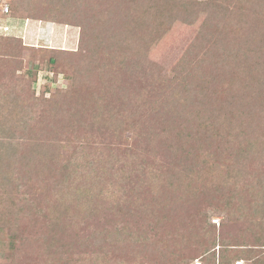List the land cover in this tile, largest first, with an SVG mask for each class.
<instances>
[{"label": "rangeland", "instance_id": "obj_1", "mask_svg": "<svg viewBox=\"0 0 264 264\" xmlns=\"http://www.w3.org/2000/svg\"><path fill=\"white\" fill-rule=\"evenodd\" d=\"M139 1L146 2L0 0V25L11 26L6 38L75 55L70 57L73 73L62 74L42 54L33 59L30 50H23L21 59L29 77L22 79L19 71L15 90L6 96L10 90L3 84L10 79L0 76V143L7 144L0 145V264H195L197 259L209 264L205 258L210 253L201 248L212 225L219 236V226L228 223L225 204L237 207L245 202L264 208V191L247 187L258 178L264 181V127L257 137L248 139L241 135L227 141L208 135V156L193 174L187 173L190 161L184 163L179 152L169 154L165 141L176 124L196 115L193 110L186 114L197 102L193 101L194 107L185 102L184 76L201 74L200 82L192 87L206 91L218 103L228 100L231 85L237 90L241 87L234 69H229L232 63L225 67V58L218 62L214 57L203 69L195 67L199 59L212 55L208 50L215 52L212 44L199 38L200 31L231 0H211L208 9L204 8L210 0H149V30L143 33L144 41L136 43L141 33L132 32V26ZM77 4L85 5L95 20L103 14L106 24L118 18L124 34L118 44L103 41L100 34L79 42L80 29L64 24L74 21ZM6 5L10 8L7 15L3 14ZM111 10L119 17L108 15ZM241 12L229 13L227 22L236 27ZM35 67L39 72L33 82ZM84 104L94 110L90 114L86 110L77 125L68 114ZM160 109L171 118L169 124L162 114L156 116ZM118 124L120 137L114 133ZM138 132L141 137L132 145L125 137ZM152 168L154 175H149ZM122 169L131 178L128 185ZM82 170L86 177L98 175L109 190L119 193L121 212L107 218L94 217L90 209L91 215L88 211L81 212V217L69 215L67 222L73 228L62 230L59 224L49 223L47 204L67 179ZM157 171L161 178L155 177ZM163 178L181 181L184 189L161 191ZM86 180L80 181L84 187L89 183ZM213 219H219L220 225ZM262 228L253 231L263 234ZM200 232H206L205 241ZM109 233L112 237L118 233L121 242L110 245ZM27 237L36 242L29 241V246Z\"/></svg>", "mask_w": 264, "mask_h": 264}, {"label": "trees", "instance_id": "obj_2", "mask_svg": "<svg viewBox=\"0 0 264 264\" xmlns=\"http://www.w3.org/2000/svg\"><path fill=\"white\" fill-rule=\"evenodd\" d=\"M229 3L230 5L228 4L216 10L217 13L212 15L209 24L200 31L199 38L212 44L215 47V52L212 53L208 50L212 55L209 56L208 54L205 59H199L195 67L203 69L207 63H210L212 58L216 57L218 62H221V58H225L224 62H227L225 67L230 66L232 63V67H229V69H234L233 76L241 87L237 90L234 89V84L231 85V89H228L231 91L228 94V100L223 103H218L217 100H210L206 91L202 89L197 91V88L192 87L195 82L200 80L201 74L193 75L189 73L181 80L182 83H185L184 91L185 93L187 92L185 94V100L187 101L185 102H188L193 107L194 103L197 102V107L190 109L189 112L184 107L186 114L192 113L193 110L196 115L191 121L187 116L184 118L185 121L182 124H176L174 126V129H176L175 132L169 138H166L165 141L167 142L169 154L176 155L179 152L184 163L190 161L192 165L187 169L188 174H193L196 168L202 163V158L205 160V155L208 156V153L205 152L208 135L226 139L227 141H231L234 138L237 139L241 135H244L248 139L247 137H252L253 135L257 137L264 127V0H231ZM205 5L206 7L204 9L210 8L212 5L211 0L210 2H206ZM231 5L232 7L230 8ZM84 7L85 5L77 4V8L72 12L74 15L76 14V16H72V20L74 21L69 20L64 23L66 25L73 23L80 29L79 42H85L92 37L96 38L100 34L103 36V41L117 45L118 39L124 35L118 27L119 19H114V23L106 24V17L103 14H100L97 20H95ZM138 9L139 13L135 16L136 19H134L132 26V32L141 33L139 40L134 39L136 43L143 42L145 38L143 33L147 34L149 30V0H146L145 3L139 1ZM12 11L14 15H17V12L13 8ZM240 11L242 12L238 14L239 21H237L236 27L231 26V22H227L226 20L227 15ZM108 15H117L119 17L118 13L112 10L108 11ZM29 18V15L25 17V19ZM26 49L31 51L33 59L38 54H42L48 63H55V66H57L56 70L59 73L62 72L63 74L65 72L72 74L74 71V64H72V58H70L73 54L70 51L28 47L19 38L0 37V76L10 79V83L3 84V88L10 90L4 93L5 96L15 90V80L19 71L22 72V79L29 77L30 73L25 70L24 60L21 59L22 51ZM38 72L39 67H35L32 73L33 82L37 80ZM20 85L22 87V84ZM214 93L217 92L214 91ZM32 96L34 95L32 94ZM208 101L210 103H207ZM86 110L90 114L94 109L84 104L79 110L73 109L70 111L68 114L71 119L70 121L80 125ZM161 114L169 124L171 118L162 109H160V112L156 116L160 117ZM120 131L121 125L118 124L114 133L120 137ZM139 137H141L140 132L134 133L132 137L125 138L130 140L133 145L135 143L133 140ZM0 145L7 144L0 143ZM12 152L15 155L14 149ZM4 154L7 155L6 151H4ZM168 169L172 172L174 171V169ZM154 171V168L148 170L149 175H154ZM157 172L155 177L161 178L163 176L161 171ZM84 173L85 170H82L81 174L74 179H67L66 184L64 183L66 188L60 187L47 204L46 217H49V223L54 222V224H59L62 226V230H65L67 227L73 228L67 222L69 215L74 217V214L78 213L81 217L83 215L81 212H86L90 209L93 211L94 217L101 216L107 218V216L113 217L116 216V213L121 212V205L123 204H121L122 199L118 197L119 193L109 190L108 185L104 181H101L98 175L92 174L90 177H86ZM122 173V178H126L128 185L131 178L130 176L124 175L125 171L123 169ZM81 179H87L86 181H89L87 187L82 185L80 182ZM141 181L144 182V180ZM95 184L99 185L97 186L99 187L98 189L97 187L95 189ZM152 184L153 188L157 187L153 180ZM121 186L123 187L122 184ZM247 187L248 190L252 188L255 191L259 189L264 191V181L258 178L253 183H247ZM159 188L163 192L170 189L172 193L184 189L181 181L180 183L177 181L167 182L164 178L160 180ZM58 206L62 208L63 212H59ZM225 210L228 213V223L219 226V236H216L217 230L215 225H212L207 235L208 240L204 243L205 245L203 244V247L206 246L207 249L201 248L202 252L210 253V257L207 259L202 257V259L205 258L209 264H215L216 262L217 264H232L233 261L236 263L240 260L250 262L251 264H264V208L244 202L237 207L231 203H226ZM90 212L88 211V214H93ZM0 221L2 222L3 218L0 217ZM70 221L71 223H76L73 219ZM256 221L259 224H256ZM258 225L263 226V234L253 231L254 227L259 228ZM50 226L57 228L52 224H49V228ZM51 231L55 233L54 228H51ZM247 233L250 235H247ZM111 234L109 233V237L107 236L109 244L118 245L121 242L120 235L116 233L112 237L110 236ZM199 235L201 237L200 239L205 241L206 232L204 234L200 232ZM26 240L29 246H31L29 241L36 242V240H31L29 237ZM26 240L25 242H27ZM41 240L45 241L43 238ZM209 247L210 249H208ZM216 253L218 254V258ZM184 256L191 258L189 255ZM185 257L181 261H184L186 259Z\"/></svg>", "mask_w": 264, "mask_h": 264}, {"label": "built area", "instance_id": "obj_3", "mask_svg": "<svg viewBox=\"0 0 264 264\" xmlns=\"http://www.w3.org/2000/svg\"><path fill=\"white\" fill-rule=\"evenodd\" d=\"M9 12H10L9 6H7V5L4 6L3 7V14L7 15V14H9ZM10 30H11V26H9V25H5V26L0 25V36H7V34L10 32ZM212 222L214 224H217L218 226L220 225V220L219 219H213ZM195 264H202V263L199 260H196ZM235 264H246V262L243 261V260H240V261H237Z\"/></svg>", "mask_w": 264, "mask_h": 264}, {"label": "crops", "instance_id": "obj_4", "mask_svg": "<svg viewBox=\"0 0 264 264\" xmlns=\"http://www.w3.org/2000/svg\"><path fill=\"white\" fill-rule=\"evenodd\" d=\"M1 25H4V23H2Z\"/></svg>", "mask_w": 264, "mask_h": 264}]
</instances>
